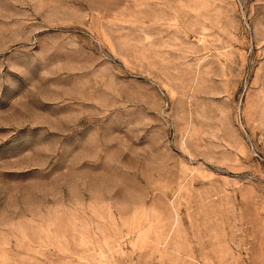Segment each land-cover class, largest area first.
Wrapping results in <instances>:
<instances>
[{"label":"rangeland","instance_id":"1","mask_svg":"<svg viewBox=\"0 0 264 264\" xmlns=\"http://www.w3.org/2000/svg\"><path fill=\"white\" fill-rule=\"evenodd\" d=\"M0 264H264V0H0Z\"/></svg>","mask_w":264,"mask_h":264}]
</instances>
